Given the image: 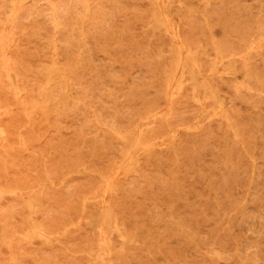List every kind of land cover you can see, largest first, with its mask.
Returning <instances> with one entry per match:
<instances>
[{
  "label": "rangeland",
  "instance_id": "374dc122",
  "mask_svg": "<svg viewBox=\"0 0 264 264\" xmlns=\"http://www.w3.org/2000/svg\"><path fill=\"white\" fill-rule=\"evenodd\" d=\"M0 264H264V0H0Z\"/></svg>",
  "mask_w": 264,
  "mask_h": 264
}]
</instances>
